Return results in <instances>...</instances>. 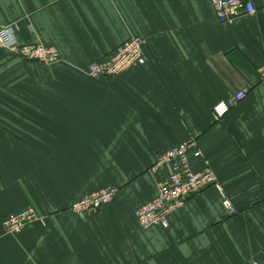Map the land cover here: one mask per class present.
<instances>
[{"label": "crops", "instance_id": "crops-1", "mask_svg": "<svg viewBox=\"0 0 264 264\" xmlns=\"http://www.w3.org/2000/svg\"><path fill=\"white\" fill-rule=\"evenodd\" d=\"M253 1L254 15L226 25L212 0H0V26L62 55L50 66L0 48V264H264V0ZM132 36L145 64L88 73ZM244 87L215 121L213 106ZM190 139L236 213L210 187L168 228H142L136 210L167 173L151 166ZM107 186L119 190L98 214L72 211ZM29 206L44 223L7 233L3 220Z\"/></svg>", "mask_w": 264, "mask_h": 264}, {"label": "built area", "instance_id": "built-area-1", "mask_svg": "<svg viewBox=\"0 0 264 264\" xmlns=\"http://www.w3.org/2000/svg\"><path fill=\"white\" fill-rule=\"evenodd\" d=\"M217 19L226 25H233L244 16L256 13L253 0H212ZM145 40L140 36H132L119 46L110 56L95 61L87 67L92 76L117 75L124 73L134 66L147 62L144 50ZM15 50L27 60L39 61L46 65H55L61 62L62 55L56 46L42 42L21 44L18 38L16 24L0 26V48ZM259 73L264 79V65L259 68ZM249 87H244L227 100H221L213 106V117L220 121L230 110L243 100L249 92ZM190 154L202 158L204 168L194 171L190 164ZM167 170L157 181V194L149 202L140 205L136 210L139 224L144 229L155 226L168 228L170 215L181 209L190 197H193L210 187L217 188L224 196L223 204L230 215L236 213V208L231 199L224 195L223 187L219 182L216 172L199 148L195 139L184 141L160 153L150 168L153 175ZM115 186H107L99 191L85 195L76 200L72 211L81 217L98 214L103 206L111 203L118 193ZM39 221L44 223V218L33 207L29 206L19 212L8 215L3 220V227L9 234H19L30 224Z\"/></svg>", "mask_w": 264, "mask_h": 264}]
</instances>
